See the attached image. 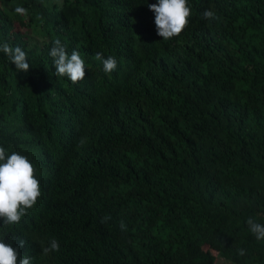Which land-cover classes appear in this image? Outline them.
<instances>
[{"label": "trees", "instance_id": "16d2710c", "mask_svg": "<svg viewBox=\"0 0 264 264\" xmlns=\"http://www.w3.org/2000/svg\"><path fill=\"white\" fill-rule=\"evenodd\" d=\"M152 3L0 0V45L30 66L0 51V146L28 157L42 189L0 238L24 240L31 264H264L246 223L264 224V0H188L167 41ZM57 38L85 60L76 84L55 76Z\"/></svg>", "mask_w": 264, "mask_h": 264}, {"label": "clouds", "instance_id": "9594fccd", "mask_svg": "<svg viewBox=\"0 0 264 264\" xmlns=\"http://www.w3.org/2000/svg\"><path fill=\"white\" fill-rule=\"evenodd\" d=\"M150 11L154 13L156 34L167 41L182 33L187 27L188 18L191 15V7L188 0H156V3L148 4ZM18 14H26L27 10L22 7L15 9ZM202 17L207 20L218 19L212 10H205ZM49 55L53 58L56 77H66L73 84L82 81L86 76V63L79 52L73 50L69 54L60 39L52 42ZM2 51L15 65L17 71L27 72L29 63L27 54L20 47H11L8 43L0 45ZM94 59L101 61L103 72L111 74L117 68V60L113 56L105 58L102 53L97 52ZM86 138L81 137L78 143L83 146ZM42 195L40 181L35 175V167L27 156L17 151L9 153L0 146V220L3 227L17 225L33 208ZM111 217L105 215L101 223H107ZM248 230L257 241H264V224L249 217L246 221ZM121 230L126 231L123 220L119 222ZM20 240L18 246L7 243L0 238V264H31V258L21 256L20 248L25 245ZM51 251H59V242L56 239L50 241V246L43 249L45 254ZM239 255H244V250H238Z\"/></svg>", "mask_w": 264, "mask_h": 264}, {"label": "rangeland", "instance_id": "374dc122", "mask_svg": "<svg viewBox=\"0 0 264 264\" xmlns=\"http://www.w3.org/2000/svg\"><path fill=\"white\" fill-rule=\"evenodd\" d=\"M218 264H229V263H227L224 259H220Z\"/></svg>", "mask_w": 264, "mask_h": 264}]
</instances>
